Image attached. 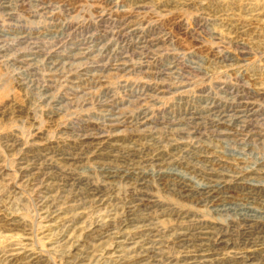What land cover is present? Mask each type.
I'll return each instance as SVG.
<instances>
[{"label": "rangeland", "instance_id": "obj_1", "mask_svg": "<svg viewBox=\"0 0 264 264\" xmlns=\"http://www.w3.org/2000/svg\"><path fill=\"white\" fill-rule=\"evenodd\" d=\"M43 263L264 264V0H0V264Z\"/></svg>", "mask_w": 264, "mask_h": 264}, {"label": "bare ground", "instance_id": "obj_2", "mask_svg": "<svg viewBox=\"0 0 264 264\" xmlns=\"http://www.w3.org/2000/svg\"><path fill=\"white\" fill-rule=\"evenodd\" d=\"M189 114H190V112H189ZM106 138V137H105ZM109 139V138H108ZM111 139V138H110ZM117 140V139H116ZM111 142V141H110ZM102 143V142H101ZM203 192H205V193H211L212 192V190H210V189H207V188H204L203 189ZM256 214L254 213V212H252V211H246L245 213H244V218H256V216H255ZM16 256V255H15ZM29 257V256H28ZM41 258V257H40ZM37 259V258H36ZM22 260V259H21ZM44 264V263H43ZM139 264V263H138Z\"/></svg>", "mask_w": 264, "mask_h": 264}]
</instances>
